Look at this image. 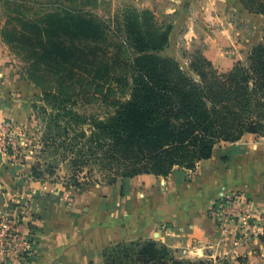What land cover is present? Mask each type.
Here are the masks:
<instances>
[{
    "label": "rangeland",
    "instance_id": "obj_1",
    "mask_svg": "<svg viewBox=\"0 0 264 264\" xmlns=\"http://www.w3.org/2000/svg\"><path fill=\"white\" fill-rule=\"evenodd\" d=\"M256 1L260 0H170L154 9H140L127 0H0L2 163L30 164L31 168L40 163L43 178L38 181L52 188L53 202L76 204L80 215L93 214L96 229L138 226L132 231L127 227L131 232L122 242L155 240L167 245L175 259L184 262L221 259L249 264L251 253L259 252V246L264 258L263 137L249 134L236 143H220L212 160L199 163L194 171L176 168L167 178L142 175L108 185L97 172L91 175L86 169L77 176L67 163L42 152L46 119L40 109L52 111L43 100L46 91L72 96V106L80 114L105 118L114 111L115 101L130 97L135 54L127 45L123 28L125 12L131 8L151 10L159 24L173 27L170 43L161 56L177 60L188 70L192 56L202 53L216 68L229 71L238 62H247L254 46L264 42V15ZM67 13L95 20L104 35L91 40L65 38L74 52L72 63L57 65L45 53L51 46L41 47V43L50 38L48 16ZM30 24L41 27L39 34ZM235 170L241 171L238 179L250 180L256 193L222 191L208 213L216 225L215 233L209 242L195 239L191 228L184 224L188 205L173 209L168 183L177 179L192 181L198 172L215 178L216 174ZM78 177L81 186L75 187L73 178ZM253 196H260L261 206ZM83 201L84 209L79 205ZM13 206L8 210L22 212L29 207ZM103 250L81 264H104ZM252 264L264 263L258 260Z\"/></svg>",
    "mask_w": 264,
    "mask_h": 264
},
{
    "label": "trees",
    "instance_id": "obj_2",
    "mask_svg": "<svg viewBox=\"0 0 264 264\" xmlns=\"http://www.w3.org/2000/svg\"><path fill=\"white\" fill-rule=\"evenodd\" d=\"M256 4L264 15V0ZM47 21L50 38L41 47L51 46L45 53L57 65L72 63L74 52L65 38L104 35L101 25L82 16L56 14ZM29 26L39 34L41 27ZM123 29L135 54L130 97L115 101L114 111L100 118L76 112L72 96L44 91L52 111L40 107L46 119L43 153L67 163L77 176L89 169L114 185L142 175L167 178L176 168L194 171L212 159L220 143H236L249 134L264 138V42L254 46L247 62L229 71L216 68L202 53L192 56L185 70L177 60L160 55L173 27L159 24L153 11L127 10ZM32 176L43 178L40 163ZM73 183L81 186L79 177ZM102 258L104 264H232L180 261L167 245L143 239L111 244Z\"/></svg>",
    "mask_w": 264,
    "mask_h": 264
},
{
    "label": "crops",
    "instance_id": "obj_3",
    "mask_svg": "<svg viewBox=\"0 0 264 264\" xmlns=\"http://www.w3.org/2000/svg\"><path fill=\"white\" fill-rule=\"evenodd\" d=\"M127 1L140 9H154L162 2L170 0ZM236 149L244 148L237 147ZM4 164L0 159V184L4 191L0 190V216L12 205H15L13 208H23L28 205L33 211L35 230L30 258L27 261H21L10 254L5 264H81L88 261L92 254L101 252L106 246L122 242L132 230H138L136 225L126 226V229L122 226L96 229L93 214L80 215L79 206L76 204L64 206L62 203H54L55 197L52 188L44 184L42 180L41 182L33 178L30 164L27 166H17L16 164L5 166ZM9 167H13V170H9ZM196 174L195 178L189 182L177 179V181L168 183L169 204H175L174 210L187 204L189 214L187 213L188 219H184V224L191 228V235L195 239L209 242L216 231L215 223L208 216L209 209L214 205V200L220 197L222 191L243 190L248 191L247 194L253 195L256 193L252 192L255 186H250L248 178L238 179V175L241 174L240 170L221 173L220 177L216 174L215 178L213 175L212 177L205 176L202 172ZM247 180L248 182H246ZM253 197L258 198V205L261 206L263 202L259 198L260 196ZM79 205H83L81 206L83 209L86 208L84 201ZM196 208L199 209V212H196ZM127 227H130L131 231ZM257 248L259 252L254 250L251 253L249 264L258 260L264 263L261 254L262 247Z\"/></svg>",
    "mask_w": 264,
    "mask_h": 264
},
{
    "label": "built area",
    "instance_id": "obj_4",
    "mask_svg": "<svg viewBox=\"0 0 264 264\" xmlns=\"http://www.w3.org/2000/svg\"><path fill=\"white\" fill-rule=\"evenodd\" d=\"M32 222L33 211L30 207L22 212L8 210L0 216V264H5L10 254L21 261L30 258L35 237Z\"/></svg>",
    "mask_w": 264,
    "mask_h": 264
}]
</instances>
